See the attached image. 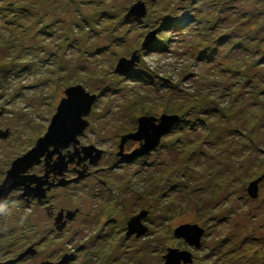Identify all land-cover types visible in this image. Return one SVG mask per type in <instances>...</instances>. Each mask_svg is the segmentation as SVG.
I'll return each mask as SVG.
<instances>
[{
    "label": "rangeland",
    "instance_id": "1",
    "mask_svg": "<svg viewBox=\"0 0 264 264\" xmlns=\"http://www.w3.org/2000/svg\"><path fill=\"white\" fill-rule=\"evenodd\" d=\"M138 3L146 16L127 20ZM0 72L13 131L0 170L36 148L77 86L97 98L82 143L103 169L78 188L71 231L50 233L36 207H0V264H164L170 249L191 264H264V0H0ZM163 116L180 120L154 153L123 158L140 148L129 141L120 155L141 118ZM144 211L147 234L128 236ZM184 226L203 231L198 247Z\"/></svg>",
    "mask_w": 264,
    "mask_h": 264
},
{
    "label": "water",
    "instance_id": "2",
    "mask_svg": "<svg viewBox=\"0 0 264 264\" xmlns=\"http://www.w3.org/2000/svg\"><path fill=\"white\" fill-rule=\"evenodd\" d=\"M146 16L145 4L138 3L135 5L126 16L127 20L132 18L142 19ZM156 40L155 34H150L143 48L146 49L152 45ZM140 57V56H139ZM134 54L133 57L128 59H122L116 69V73L126 75L132 72L137 64L140 63V58ZM66 99L61 102L58 108L57 114L52 120L48 134L40 139L35 149L29 152L23 158L17 160L12 170L8 174V178L4 184L0 187V202L2 199L7 198L11 192L12 186L16 181V177L26 172L30 167L39 162L40 158L45 154L50 146L57 148H65L71 142L82 135L88 126V123L84 121V117L88 116L91 112L92 106L97 101L96 96H92L81 87H72L66 91ZM177 116H163L160 121L156 119L143 117L139 120V130L135 134H131L122 138L120 146V155L124 156L125 145L128 141L134 140L141 143L138 150H135L132 154L125 155L123 158L133 160L137 157L147 156L153 150H155L161 144L162 138L170 132L174 125L179 122ZM159 124L157 125V123ZM94 153L96 155L94 156ZM86 155L93 158V164H96L101 158V153L96 152L93 148L87 149ZM58 167L63 168L64 162L61 161ZM259 181L250 186L249 193L252 197L257 196ZM76 213L72 215L75 216ZM147 212H142L139 216L133 218L128 225V236L137 235L138 238L147 234L148 229L142 223V220L147 216ZM177 236L184 238V240L192 247H198L203 235V231L197 226H184L177 232ZM164 264H191L192 254L187 251H180L170 249L168 254L164 257ZM67 257L58 264H66ZM45 264H51L49 262Z\"/></svg>",
    "mask_w": 264,
    "mask_h": 264
},
{
    "label": "flooded vegetation",
    "instance_id": "3",
    "mask_svg": "<svg viewBox=\"0 0 264 264\" xmlns=\"http://www.w3.org/2000/svg\"><path fill=\"white\" fill-rule=\"evenodd\" d=\"M4 85L0 72V103L4 101V97L6 98V96L3 97L1 95L2 93H6L4 91ZM5 112L4 109L0 108L1 118L5 115ZM87 129L85 131H87ZM47 132H49V130ZM12 135L13 131L10 124L7 126L5 125V122L0 121V143L9 142ZM79 137V143L76 138L75 141L71 142L65 148L50 146L40 158L39 162L16 177L11 192L7 198L2 199L0 207H3L5 203L8 205H10V203H19L28 207L29 212L31 211V207H36L40 212L37 213L39 225L45 221L52 224L50 233L71 231L73 223L81 214V210L77 208L78 188L81 187L82 184L96 179V176L103 173V169L94 171L95 167L92 162L93 158L86 155L87 149H93V146L84 145L82 143L83 135ZM128 142L124 148L125 152L127 151ZM130 142H135L138 146H141V143L138 141L130 140ZM135 149H130L128 154L134 152ZM28 153L29 151L18 155L16 160L12 158V155L10 156L11 160L7 161V163L9 162L8 165L3 170H0V187L8 178V174L13 168L14 163ZM7 154H11V152L9 151ZM61 161L64 162L63 168L58 167V164ZM101 184L106 186V183L104 182ZM116 195L117 191L114 192V196ZM97 196H101L100 191L93 194L95 199ZM33 212L36 211L33 210ZM74 213L76 214L72 217ZM147 213V216L142 220L144 226H146V220L150 214L149 212ZM23 215H25V213H22V219ZM137 216L139 215H134L133 218Z\"/></svg>",
    "mask_w": 264,
    "mask_h": 264
}]
</instances>
